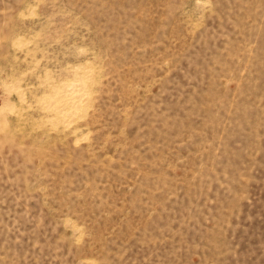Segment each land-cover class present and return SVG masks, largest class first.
Masks as SVG:
<instances>
[{"label":"rangeland","instance_id":"1","mask_svg":"<svg viewBox=\"0 0 264 264\" xmlns=\"http://www.w3.org/2000/svg\"><path fill=\"white\" fill-rule=\"evenodd\" d=\"M0 264H264V0H0Z\"/></svg>","mask_w":264,"mask_h":264},{"label":"bare ground","instance_id":"2","mask_svg":"<svg viewBox=\"0 0 264 264\" xmlns=\"http://www.w3.org/2000/svg\"><path fill=\"white\" fill-rule=\"evenodd\" d=\"M78 77H80V76H78ZM81 78V77H80ZM82 80V79H81ZM86 80V79H85ZM85 80L83 79L82 80V82H81V84H76V83H74V84H76L75 86L77 87V89L75 90L76 91V93H77V95H76V98H75V101H74V106H75V108L77 107V108H81V106H83L84 105V103L85 102H83V99H82V97L84 96V95H86V92H84L85 91V89L87 90V88H86V85H85ZM77 81H79V80H77ZM79 83V82H78ZM87 83V82H86ZM80 86V87H79ZM79 87V88H78ZM72 88V87H71ZM74 88V87H73ZM69 90V89H68ZM67 90V91H68ZM71 91V90H70ZM72 92H74V91H72ZM63 93V92H62ZM65 93V92H64ZM69 93V92H68ZM81 93V94H80ZM89 93V92H88ZM74 94V93H73ZM65 95V94H64ZM61 96H62V94H61ZM66 96V95H65ZM71 97V96H70ZM84 98V97H83ZM89 98V97H88ZM86 99V98H85ZM84 99V100H85ZM86 102H88V101H86ZM86 105V104H85ZM76 108V109H77ZM79 108V109H80ZM83 109V108H82ZM81 110V109H80ZM76 112H78V111H76ZM62 113V112H61ZM68 114V113H67Z\"/></svg>","mask_w":264,"mask_h":264}]
</instances>
